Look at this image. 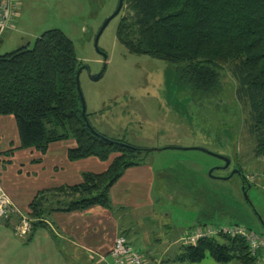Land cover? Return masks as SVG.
Returning <instances> with one entry per match:
<instances>
[{
  "label": "rangeland",
  "instance_id": "rangeland-1",
  "mask_svg": "<svg viewBox=\"0 0 264 264\" xmlns=\"http://www.w3.org/2000/svg\"><path fill=\"white\" fill-rule=\"evenodd\" d=\"M117 4L118 0H20L15 27L2 36L0 55L32 47L48 29H60L72 40L78 61L89 68L80 72L78 82L90 126L141 149L140 157L155 170L148 202L141 199L142 189H134L131 194L138 205L112 208L114 216H122L117 235L125 236L148 264H238L219 263L209 256L197 263L177 260L180 237L199 223L240 224L264 235V187L259 182L248 187L246 200L241 176L230 175L240 165L245 177L256 169L250 164L255 157L248 131L249 106L236 96L232 65H222L217 94L203 95L179 83L178 66L129 53L118 42L119 20L130 13L126 3L100 34L98 51L96 34ZM99 73V79L91 78ZM5 118L13 122V132L5 125L8 134L16 133L14 117ZM55 144L46 163L59 151L54 146L75 145L71 139ZM152 148L158 150L146 151ZM218 156L230 159V164L224 167ZM26 165L21 174L14 166L6 168L4 186L12 182L37 188L48 182L41 177L47 171H39L42 166L48 169L47 164ZM103 166L91 158L75 167L93 172ZM88 256L77 249L75 262L93 264Z\"/></svg>",
  "mask_w": 264,
  "mask_h": 264
},
{
  "label": "trees",
  "instance_id": "trees-1",
  "mask_svg": "<svg viewBox=\"0 0 264 264\" xmlns=\"http://www.w3.org/2000/svg\"><path fill=\"white\" fill-rule=\"evenodd\" d=\"M129 15L116 29L129 52L177 67L179 83L203 95L221 89L222 65H232L236 96L249 106L254 156L264 155V0H123ZM74 44L60 29L42 32L32 47L0 55V115L16 121L21 148L41 153L56 141L72 139L70 161L95 157L105 170L83 172L81 182L38 191L28 204L32 230L52 212L99 205L110 207L109 190L129 167L143 163L141 149L89 127L81 114L76 86ZM88 121V114L85 112ZM89 123V122H88ZM241 185H249L240 166ZM55 197H52L54 196ZM52 197V198H51ZM226 225L199 223L197 226ZM228 225V224H227ZM196 226V227H197ZM191 229V228H190ZM206 256L219 263L253 264L243 239L227 236L183 244L177 260L197 263Z\"/></svg>",
  "mask_w": 264,
  "mask_h": 264
},
{
  "label": "crops",
  "instance_id": "crops-1",
  "mask_svg": "<svg viewBox=\"0 0 264 264\" xmlns=\"http://www.w3.org/2000/svg\"><path fill=\"white\" fill-rule=\"evenodd\" d=\"M6 116L0 115V193L8 197L10 204L21 215L10 214L0 218V264H77L75 261L78 258H74L77 249L88 252V259L93 264H104L101 257L109 253L122 227L118 219L122 216H114L112 208L138 205V200L131 194L134 189H142L141 199L143 202L144 200L148 202L145 198L152 189L155 170L145 158L142 164L127 168L112 185L109 190L110 207L94 205L76 211L52 212L43 219L44 225L37 226L33 230L31 226L30 231L22 234L19 229L22 217H27L32 223L27 215V209L34 195L41 190L81 182V174L85 171H82L81 167L76 168V163L80 164L95 157L70 161L67 158V149L75 145L61 144V147L54 146L53 150L59 147V151H54L51 160L46 163L49 149H52L55 143H64L69 139L51 143L44 153L34 148H21L18 131L8 134V130L13 132V122L6 120ZM5 125H10L8 130ZM254 157L255 159L250 164L256 169L252 173L264 172V155ZM102 163L104 164L102 169L92 171L98 173L105 170L108 162ZM26 164L31 166L47 164L48 169L42 166L39 171H47L41 177L48 182H43L37 188L22 184L16 186L12 182L11 185L4 186L2 174L5 169L14 166L21 174ZM240 168L242 170V165ZM258 182L264 187V173L260 178L248 183L255 185Z\"/></svg>",
  "mask_w": 264,
  "mask_h": 264
},
{
  "label": "built area",
  "instance_id": "built-area-1",
  "mask_svg": "<svg viewBox=\"0 0 264 264\" xmlns=\"http://www.w3.org/2000/svg\"><path fill=\"white\" fill-rule=\"evenodd\" d=\"M20 12V0H0V42L5 31L14 29ZM264 172L249 174L248 182L260 178ZM10 214H20L14 208L7 196L0 193V218ZM22 234L31 229V221L22 217L19 225ZM227 236L240 238L248 247L249 256L253 264H264V235L240 224L195 226L183 233L180 241L183 244H195L200 239ZM104 264H148L143 254L134 249L125 236L117 235L112 248L106 256L101 257Z\"/></svg>",
  "mask_w": 264,
  "mask_h": 264
},
{
  "label": "water",
  "instance_id": "water-1",
  "mask_svg": "<svg viewBox=\"0 0 264 264\" xmlns=\"http://www.w3.org/2000/svg\"><path fill=\"white\" fill-rule=\"evenodd\" d=\"M122 5H123V0H118V4H117V8H116V10L113 12V14H112L109 18H107V19L105 20V22L103 23V25H102L101 28L99 29L98 33L96 34L95 40H94V44H95L96 47H97L98 38H99L100 34L102 33L103 29H104L105 26L108 24V22H109L114 16H116V15L120 12V10H121V8H122ZM97 50L100 51V50L98 49V47H97ZM103 56H104V58L106 57L104 54H103ZM83 69L89 70V68H88L87 66H83V65H81V66L78 68V70H77V72H76V86H77L78 94H79L80 101H81V114H82L83 118L85 119L87 125H88L89 127H91L90 124H89L88 121H87L86 116H85L86 107H85L84 99H83V97H82V94H81V91H80L79 82H78L79 74H80V72H81ZM101 75H102V73H99V74H96V75H91V78H92L93 80H97V79H99V78L101 77ZM155 150H158V149L152 148V149H147L146 151H147V152H150V151H155ZM214 155H215V154H214ZM218 157L221 158L222 160H224V162H225L224 167H227V166L230 164V159H228V158H226V157H224V156H218ZM234 173L240 174V172H239L238 169L233 170L232 173H231L230 175H233ZM210 174H211V172H210ZM242 192H243L244 198L247 200L248 197H247V195H246V191H244V187H243V186H242ZM262 224H263V227H264V223H262Z\"/></svg>",
  "mask_w": 264,
  "mask_h": 264
}]
</instances>
